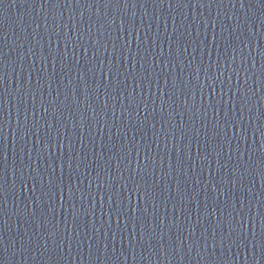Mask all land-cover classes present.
I'll return each mask as SVG.
<instances>
[{
	"label": "water",
	"instance_id": "obj_1",
	"mask_svg": "<svg viewBox=\"0 0 264 264\" xmlns=\"http://www.w3.org/2000/svg\"><path fill=\"white\" fill-rule=\"evenodd\" d=\"M0 264H264V0H0Z\"/></svg>",
	"mask_w": 264,
	"mask_h": 264
}]
</instances>
